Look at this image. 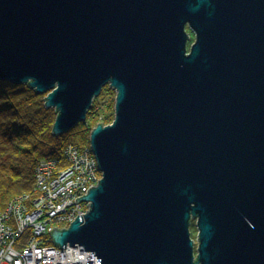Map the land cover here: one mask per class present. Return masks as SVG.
I'll return each mask as SVG.
<instances>
[{"label": "water", "instance_id": "obj_1", "mask_svg": "<svg viewBox=\"0 0 264 264\" xmlns=\"http://www.w3.org/2000/svg\"><path fill=\"white\" fill-rule=\"evenodd\" d=\"M0 83L46 94L54 137L115 93L89 135L101 179L54 246L264 264V0H0Z\"/></svg>", "mask_w": 264, "mask_h": 264}, {"label": "built area", "instance_id": "obj_2", "mask_svg": "<svg viewBox=\"0 0 264 264\" xmlns=\"http://www.w3.org/2000/svg\"><path fill=\"white\" fill-rule=\"evenodd\" d=\"M101 179L89 145H68L61 159L45 158L34 169L31 193L0 211V264H97L94 253L80 247L54 246L50 232L67 229L88 210L77 198Z\"/></svg>", "mask_w": 264, "mask_h": 264}, {"label": "trees", "instance_id": "obj_3", "mask_svg": "<svg viewBox=\"0 0 264 264\" xmlns=\"http://www.w3.org/2000/svg\"><path fill=\"white\" fill-rule=\"evenodd\" d=\"M106 92L114 91L108 86L102 89L84 123L78 124L60 137L52 134L56 114L44 107V96L37 95L27 86L0 83V210L22 193H31L36 164L45 158L61 159L64 148L89 145L91 130L98 124L108 125L114 117L115 98L107 103L110 117L98 121L97 105Z\"/></svg>", "mask_w": 264, "mask_h": 264}, {"label": "rangeland", "instance_id": "obj_4", "mask_svg": "<svg viewBox=\"0 0 264 264\" xmlns=\"http://www.w3.org/2000/svg\"><path fill=\"white\" fill-rule=\"evenodd\" d=\"M44 96V98L46 97V94L45 95H43ZM113 98H115V95L114 96H112L110 93H108V92H106V95H104L103 96V100H100L99 101V104L97 105V109H96V111H95V113H100L99 115H96L95 117L96 118H98L97 120L98 121H102V119L103 118H105V117H110V115L112 114V112H110L108 109H107V103L108 102H103V101H109V100H112ZM68 146V145H67ZM33 185H34V183H33ZM27 194H29V193H22V194H20V195H18L17 197H15L14 199H12V200H10L6 205H5V207L10 203V202H12L13 200H15V199H17V198H20V197H22V196H25V195H27ZM4 209V208H3ZM2 209V210H3ZM2 210H0V211H2Z\"/></svg>", "mask_w": 264, "mask_h": 264}, {"label": "flooded vegetation", "instance_id": "obj_5", "mask_svg": "<svg viewBox=\"0 0 264 264\" xmlns=\"http://www.w3.org/2000/svg\"><path fill=\"white\" fill-rule=\"evenodd\" d=\"M190 37H191V40H190V42H189V44H188V47L193 43V41H194V36L191 34L190 35ZM190 234H191V238L193 239V240H196V235H197V232H196V229H195V221H191V224H190ZM194 248L196 249V245L194 246Z\"/></svg>", "mask_w": 264, "mask_h": 264}, {"label": "bare ground", "instance_id": "obj_6", "mask_svg": "<svg viewBox=\"0 0 264 264\" xmlns=\"http://www.w3.org/2000/svg\"><path fill=\"white\" fill-rule=\"evenodd\" d=\"M68 247V246H67Z\"/></svg>", "mask_w": 264, "mask_h": 264}]
</instances>
